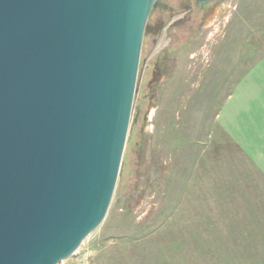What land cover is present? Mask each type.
Masks as SVG:
<instances>
[{
  "label": "rangeland",
  "instance_id": "1",
  "mask_svg": "<svg viewBox=\"0 0 264 264\" xmlns=\"http://www.w3.org/2000/svg\"><path fill=\"white\" fill-rule=\"evenodd\" d=\"M61 264H264V0L144 38L107 214Z\"/></svg>",
  "mask_w": 264,
  "mask_h": 264
},
{
  "label": "water",
  "instance_id": "2",
  "mask_svg": "<svg viewBox=\"0 0 264 264\" xmlns=\"http://www.w3.org/2000/svg\"><path fill=\"white\" fill-rule=\"evenodd\" d=\"M157 7L0 0V264H61L103 222Z\"/></svg>",
  "mask_w": 264,
  "mask_h": 264
},
{
  "label": "flooded vegetation",
  "instance_id": "3",
  "mask_svg": "<svg viewBox=\"0 0 264 264\" xmlns=\"http://www.w3.org/2000/svg\"><path fill=\"white\" fill-rule=\"evenodd\" d=\"M221 0H214L209 3H197L196 0H161V4L165 7L155 8L149 18V28L145 34L152 40L156 37L160 30L165 26H194L197 21L204 24L211 18L213 12L220 4ZM183 15V17H180ZM182 20L174 22V19ZM144 37V38H145Z\"/></svg>",
  "mask_w": 264,
  "mask_h": 264
}]
</instances>
